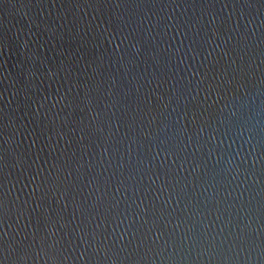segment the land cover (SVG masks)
Wrapping results in <instances>:
<instances>
[{"label": "water", "instance_id": "water-1", "mask_svg": "<svg viewBox=\"0 0 264 264\" xmlns=\"http://www.w3.org/2000/svg\"><path fill=\"white\" fill-rule=\"evenodd\" d=\"M0 264H264V0H0Z\"/></svg>", "mask_w": 264, "mask_h": 264}]
</instances>
